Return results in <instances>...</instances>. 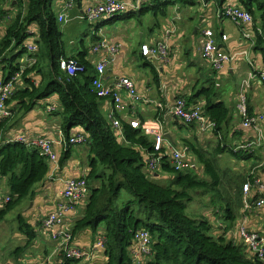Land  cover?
Returning a JSON list of instances; mask_svg holds the SVG:
<instances>
[{
    "label": "crops",
    "instance_id": "1",
    "mask_svg": "<svg viewBox=\"0 0 264 264\" xmlns=\"http://www.w3.org/2000/svg\"><path fill=\"white\" fill-rule=\"evenodd\" d=\"M105 1L77 0L76 7L70 13V22L66 25H59L64 27L61 30L64 34L68 55H77L87 48L89 52L87 61L92 64L94 69L99 60L103 57L108 58L106 53L92 54L91 50L94 45L102 39L111 45H122L121 52L107 66L104 80L108 86H112L120 78L133 81L143 101L133 107H130L129 104L127 110L119 114V118L127 123L126 125L134 119L139 120L141 124L139 130L152 146H154L157 136H163L168 143L176 148L193 145L203 155L211 156L215 154L218 145L217 137L213 133L203 134L196 124L185 126L173 115L172 109L179 97L187 99L189 106L198 104L205 106L206 99L199 96L200 92L209 86H215V98L230 109L232 117L225 132L228 146H233V151L238 153L239 151H235L237 147L251 142L255 143L248 151H242L252 154L248 160L240 159L231 152L218 154V172H225L227 175L224 177L225 192L234 194V182L239 177L250 179L257 176L264 180V124L260 125L261 133H258L254 128L244 129L243 119L237 108L240 101L241 85L249 80L250 83L246 91L249 114L250 116L264 114V84L251 78L252 74L264 72V51L262 48L256 49L252 42L241 40V31L219 14L223 6L238 4V1L226 0V4L222 5L216 0L182 3L169 0L160 2L161 4H158L156 8H145L138 13L123 14L110 22L101 20L92 25L82 20L81 16L87 6L102 4ZM121 1L130 2V0ZM7 2L9 3L7 5L0 2V12H4L2 15L0 14V41L5 36L11 18L18 10L15 7L16 0ZM52 6L57 16L62 9L61 0H53ZM8 15L11 17L10 19L6 18ZM208 28L215 32L227 54L237 56L235 61L229 63L220 72L214 71L200 57L202 32ZM259 28H261L260 25L253 24L252 39H255L256 31ZM168 31L170 32L168 36L170 62L148 61L145 56L146 51L165 39ZM222 35L228 36L227 42L220 40ZM243 54L244 56H241ZM27 61L28 57L23 56L17 59L16 64L25 66ZM4 68L5 65L0 64V80L5 77ZM152 68L156 69L158 73L159 83L154 78ZM24 87L23 83H19L17 86L19 89ZM126 101L129 103L128 100ZM53 106L57 107V111L60 110L57 95L41 101L33 111L27 114H21L15 107V103L10 104L9 108L14 112L13 117L8 124L2 127L0 133V140L5 144L16 143V139L22 136L49 138L55 141V151L58 154V163L50 165L47 180L36 187V194L32 199L25 200L27 209L22 212V218L34 227L37 238L22 255L19 264H43L45 262L61 264L64 256L57 251V244L44 232L42 223L50 213L55 211L65 180L85 178L89 172L87 144L73 147L70 156L62 162V158H64L62 154L70 148L64 150L59 144L60 135L63 133L61 129L63 121L61 114L48 113V108ZM111 108L110 101L105 99L101 101L100 110L106 120ZM78 131L84 130L77 127L72 133ZM148 153L142 149V155L145 158ZM241 156L243 155L241 154ZM188 169L194 171L200 178L208 179L204 175V167L194 151L191 153ZM164 177L170 178L171 176L159 171L154 173L153 181L157 182ZM2 180V183H7V189L4 192L0 187V200L8 196V181ZM242 193L240 207H236L237 205L233 202L229 204L236 214V219L232 222L226 218L228 215L225 208L227 203L219 200L217 204H214L213 195L205 194L207 202L200 203L205 209L202 211L203 214L202 212L198 214L197 218H206L210 221L213 227L211 235L215 238L224 237L227 242L242 245L239 227L243 224L249 232L259 233L264 238V208H256L259 196L252 189L249 194ZM90 194L91 188L88 198L79 202L75 211L68 216L67 228L73 230L75 222L81 218L89 203ZM246 197L250 203L248 211L244 210ZM224 200H226V194H224ZM200 205H195V213L198 212ZM216 207L217 209H215ZM6 220L7 218L0 223V238L7 235ZM103 232L104 230L101 229L98 235H93L90 230L82 231L76 235L75 244L81 247L93 246L99 235L104 236ZM18 236L21 237V246H24L27 243V237L22 232H19ZM95 253L94 258L86 264L104 263L101 258L105 257L103 249ZM10 264L17 263L15 261Z\"/></svg>",
    "mask_w": 264,
    "mask_h": 264
},
{
    "label": "trees",
    "instance_id": "2",
    "mask_svg": "<svg viewBox=\"0 0 264 264\" xmlns=\"http://www.w3.org/2000/svg\"><path fill=\"white\" fill-rule=\"evenodd\" d=\"M16 1L18 10L0 41V64L5 65L4 80L9 81L21 73L18 83L25 84V87L17 88L7 105L15 103L21 114H27L41 101L57 95L60 110L56 113L62 115L61 129L65 138H69L77 127H81L88 137L89 172L85 178L91 194L83 215L73 226L72 235L76 237L85 230L98 235L103 226V251L107 264H133L130 249L138 230H146L152 237L153 255L143 264H264L245 246L227 242L224 237L217 239L212 236L213 227L208 219L192 218L186 214L197 192L213 195L214 204L219 200L227 203L226 218L230 222L236 219V214L229 204L233 202L236 207L242 204L246 177H239L234 182L235 196L226 193L224 177L227 175L218 172L217 156L231 152L240 159L248 160L252 154L235 153L234 147L228 146L225 132L232 117L230 109L215 98V86H209L199 95L206 99L204 115L216 123L213 134L218 139V145L215 154L203 155L196 147L190 146L208 179L200 178L191 169L178 172L166 158L160 171L174 177L169 186H162L153 181V175L147 170V157L142 155V149L151 153L154 146L139 129L133 130L129 125L124 128L126 142L121 141L103 117L100 110L103 99L92 88L95 69L87 61L89 52L86 48L77 55H68L64 34L52 6L53 0ZM216 1L226 4V0ZM237 1L252 15L254 23L260 25L263 34L256 33L254 46L264 51V0ZM160 2L145 8H156ZM32 37L35 38L34 45L39 47L35 56L29 54L26 47ZM23 56L33 58L35 62L32 65L25 63V66L16 64L17 59ZM61 59L76 60L84 70L69 76L61 69ZM152 73L159 83L156 69L152 68ZM12 117L0 122V133ZM3 143L0 140V177L8 181L11 201L0 211V223L20 203L35 196L36 187L47 180L50 171L48 161L40 156L39 151L20 142ZM72 148L62 154V162L70 156ZM123 190L134 199L119 204ZM20 232L27 237V243L13 253L17 264L37 238L34 227L22 217ZM81 261L64 256L61 264H79Z\"/></svg>",
    "mask_w": 264,
    "mask_h": 264
},
{
    "label": "built area",
    "instance_id": "3",
    "mask_svg": "<svg viewBox=\"0 0 264 264\" xmlns=\"http://www.w3.org/2000/svg\"><path fill=\"white\" fill-rule=\"evenodd\" d=\"M158 1L169 0H130L125 2L121 0H106L102 4L87 6L81 16L82 20L89 24L98 23L101 20H110L130 12H141L145 7L152 5ZM171 1V0H170ZM173 2H188V1H200L204 0H172ZM77 0H61V12L57 15L59 24L66 25L70 22V13L76 7ZM226 21L233 23L242 34L241 40L252 42L255 44V39H252L253 33L252 26L254 20L252 15L242 9L238 4H228L222 8L219 13ZM7 19L11 17L6 16ZM202 38V47L200 57L212 69L216 72L222 71L229 63L236 60L237 56L227 54L222 48L215 32L208 28L204 30ZM256 33L262 35V29H257ZM34 34V32H33ZM170 32L166 33L165 39L159 41L154 46L149 48L146 53V59L148 61H160L163 63H169L170 58V42L168 40ZM227 35H222L220 40L227 42ZM35 38H30L26 47L28 53L35 56L39 51V47L34 45ZM122 50V45L109 44L105 39L100 40L93 46L91 53L100 54L106 53L107 57H103L99 60L95 67V75L93 78L92 88L96 91L99 98L105 99L112 103L111 111L108 114V121L111 129L116 133L118 139L126 142L124 135V128L127 123L119 118V114L127 110L129 104L130 107L140 104L143 100L137 92L136 85L133 81L126 78H120L112 86H108L104 80L107 66L113 62L114 57ZM241 56H244L241 55ZM35 60L33 58L28 59L27 64H33ZM61 69L64 70L69 76H75L78 71H83V67L76 62V60H63L61 59ZM21 73H17L15 77L7 81L0 80V122L9 119L13 116V112L7 105V101L14 95L19 85ZM251 78H254L264 84V72L258 74H252ZM249 80L245 81L241 85L240 89V101L238 104L239 113L243 119V128H254L258 133H261L260 125L264 124V114L257 116H250L247 106L246 91L249 86ZM129 101L127 103L126 100ZM162 107V106H161ZM204 105L189 106L187 99L179 97L173 106L172 113L178 118L185 126H191L196 124L203 134H211L215 132L216 123L211 121L204 115ZM57 111V107H49L48 113L54 114ZM128 125L131 129H140L141 124L139 120L134 119L129 121ZM154 144L153 151L146 155L147 157V170L151 175L159 172L162 169L163 161L166 158L170 159L172 167L176 171L182 172L189 168L191 161L192 150L189 146H183L176 148L174 145L168 143L163 136H157ZM88 137L84 131H78L72 133L69 138H65L64 134L60 135L59 144L64 150L79 145L88 143ZM16 143L25 144L37 151L41 157L48 161L49 165H56L58 163V154L55 151V141L49 138L38 136L35 138L19 137L16 139ZM262 141V140H259ZM255 145L251 142L244 146H239L235 151H248ZM153 177V176H152ZM250 183L243 185V192L249 194L252 189L259 200L256 203V208H264V180L257 176H253L249 179ZM0 177V187L2 184ZM90 193L89 183L86 178L68 179L64 182V188L59 194V201L54 212L50 213L42 223V228L49 237L57 244V251L61 255L71 260H92L95 252L104 249L105 238L99 235L96 243L90 247H77L73 244L74 236L72 232L67 228L68 216L75 211L78 203L88 198ZM11 201L9 197H4L0 200V211L4 209ZM250 209V203L246 197L245 211ZM240 240L242 245L245 246L251 254L255 255L259 260L264 261V238L256 232H249L245 224L239 227ZM132 255L133 264H143L149 259L152 253V237L146 230H138L135 234L133 246L130 249ZM43 264H51L45 262Z\"/></svg>",
    "mask_w": 264,
    "mask_h": 264
},
{
    "label": "rangeland",
    "instance_id": "4",
    "mask_svg": "<svg viewBox=\"0 0 264 264\" xmlns=\"http://www.w3.org/2000/svg\"><path fill=\"white\" fill-rule=\"evenodd\" d=\"M7 1H11V0H7ZM6 0H0V2L4 3L5 5L9 4ZM230 23V21H228ZM61 29L63 30L64 27L61 25ZM42 48H44V45H41ZM253 171V170H252ZM171 176L170 178H162L161 180H158L157 182L162 185V186H169L171 181L173 180V175H169ZM246 183H250V180L248 178H246ZM1 187L3 189V191L5 192L7 189V183H2ZM5 195V193H3ZM2 194V195H3ZM120 200H119V204L122 201H128V200H132L134 199L133 196H131L129 193H127L125 190L122 191L121 195H120ZM207 196L205 195H201L200 192H197V195H195V200L190 203L188 205V208L186 210V214H188L190 217L194 218V217H199V213H201L205 208L204 206L200 205V203H206ZM27 200V199H26ZM198 204L199 209L198 212L195 213V205ZM25 209H27V205H25V200L23 203H20L19 206H17L15 209H13L11 212L8 213L7 215V220H6V226L5 229L7 230V235L6 236H2V238H0V264H10L15 262V257L13 256V252L21 247L22 242L21 237L18 236V233L20 232V217H22V212L25 211ZM217 209V207L215 208ZM203 214V212H202ZM101 229H103V226H101ZM19 230V231H18ZM69 231L72 232V230L69 228ZM21 233V232H20ZM105 236V235H104ZM73 244L75 246H77L75 244V237H74V241ZM79 247V246H77ZM81 247V246H80ZM96 253H94L93 255H95ZM102 260L104 261V263H96V264H107L108 259L107 256L105 255L101 257ZM83 262L79 263V264H86L88 262V260H82Z\"/></svg>",
    "mask_w": 264,
    "mask_h": 264
}]
</instances>
